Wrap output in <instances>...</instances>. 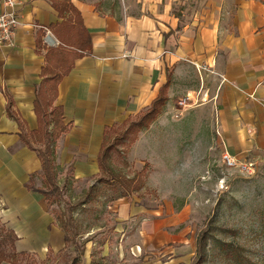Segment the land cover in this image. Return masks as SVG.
<instances>
[{"label": "crops", "instance_id": "0c3cea01", "mask_svg": "<svg viewBox=\"0 0 264 264\" xmlns=\"http://www.w3.org/2000/svg\"><path fill=\"white\" fill-rule=\"evenodd\" d=\"M70 1L92 47L58 83L53 104L69 130L55 142L56 159L78 177L96 172L105 127L146 109L171 73L156 120L194 112L229 155L264 161V0ZM16 2L14 45L0 48V219L18 237L15 250L31 252L51 248V219L44 197L26 187L41 165L20 133L37 127L45 53L58 46L50 26L62 18L50 0Z\"/></svg>", "mask_w": 264, "mask_h": 264}, {"label": "rangeland", "instance_id": "374dc122", "mask_svg": "<svg viewBox=\"0 0 264 264\" xmlns=\"http://www.w3.org/2000/svg\"><path fill=\"white\" fill-rule=\"evenodd\" d=\"M207 119L194 112L164 123L154 119L149 130L110 152L111 173L98 168L78 177L71 162L55 157L63 198L42 204L51 219V248L36 247L17 264H192L197 236L206 228L212 238L204 264H237L225 243L238 247L246 264H264V161H252L250 172L235 157L237 164L228 165L217 134L206 131ZM111 177L120 181L119 191L128 190L126 197L110 200L116 191L104 180ZM43 181L37 171L34 183ZM70 206L82 248L77 259L52 214L62 210L67 218Z\"/></svg>", "mask_w": 264, "mask_h": 264}, {"label": "trees", "instance_id": "16d2710c", "mask_svg": "<svg viewBox=\"0 0 264 264\" xmlns=\"http://www.w3.org/2000/svg\"><path fill=\"white\" fill-rule=\"evenodd\" d=\"M52 7L62 18L60 23L50 26L53 35L58 40L56 48H48L45 53L46 64L43 66L36 96L34 99V113L36 115L37 127L29 132H21L20 138L27 147L34 151L40 161V170L43 175V186L34 183V175H31L26 187L29 191L44 197L47 206L59 202L63 198V192L58 185L54 170L55 142L60 135L69 130V125L63 122L61 106L54 105L57 97L59 81L66 75L74 59L91 52V38L83 25L81 14L70 0H50ZM43 30L36 34V44L41 45ZM171 73L166 75V82L160 87L158 95L151 101L150 105L134 117H129L120 125L105 127L101 147L97 154L99 170L111 173L107 159L110 152L118 145L135 140L138 130L147 128L157 118L167 101L166 91L170 84ZM7 109L9 110V102ZM120 127V129H117ZM115 134V135H113ZM109 183L115 193L110 197L114 200L128 195V190L120 189V181L114 177L104 180ZM113 190V189H112ZM71 206L67 218L62 210H52L55 221L63 232L64 245L74 247L75 259L82 254V248L76 242V230L71 215ZM0 264L5 262L17 264V258L21 259L31 256L30 252H16L15 241L18 239L14 231L0 224ZM212 234L209 229H203L197 236L195 246V257L192 264H204L209 240ZM228 255L237 261V264H246L245 259L238 247L225 243ZM49 250V248H48Z\"/></svg>", "mask_w": 264, "mask_h": 264}, {"label": "built area", "instance_id": "2783aa9c", "mask_svg": "<svg viewBox=\"0 0 264 264\" xmlns=\"http://www.w3.org/2000/svg\"><path fill=\"white\" fill-rule=\"evenodd\" d=\"M5 9L0 12V48L1 47H11L15 42V33L19 25L18 14L15 9L16 0H4ZM186 98L179 100V104H183ZM264 100V98H263ZM223 158L225 162L230 165H236V160L229 155L227 152L224 154ZM238 166L243 171L250 172L252 170V162H239Z\"/></svg>", "mask_w": 264, "mask_h": 264}]
</instances>
